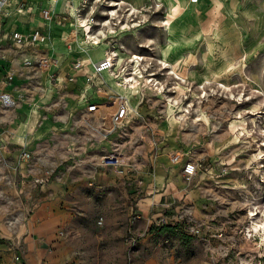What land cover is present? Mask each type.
<instances>
[{"label": "rangeland", "instance_id": "1", "mask_svg": "<svg viewBox=\"0 0 264 264\" xmlns=\"http://www.w3.org/2000/svg\"><path fill=\"white\" fill-rule=\"evenodd\" d=\"M115 1H123L115 18L101 25ZM91 3L99 43L79 41L94 58L73 45L66 60L96 62L101 44L119 70L142 58L128 94L138 110L114 128L118 99L104 104L95 87L88 100L100 104L86 113L73 88L55 86L5 46L9 65L22 66L9 87L16 105L0 110V264L16 253L30 264H264V0ZM32 108L39 122L21 146ZM113 151L124 164L98 166ZM188 161L199 164L190 180L178 170ZM144 169L153 177L141 185L171 191L156 193L155 210L139 201L132 178Z\"/></svg>", "mask_w": 264, "mask_h": 264}, {"label": "crops", "instance_id": "2", "mask_svg": "<svg viewBox=\"0 0 264 264\" xmlns=\"http://www.w3.org/2000/svg\"><path fill=\"white\" fill-rule=\"evenodd\" d=\"M199 1L200 0H196V1L189 0L190 3H197ZM25 2L27 4L26 9L21 13L16 11L15 8H9L8 11L10 13L7 16L0 14V93L6 91L9 92L15 98L14 94L10 92L9 87L10 85H12L11 82L14 81L15 74L17 72L16 69H19L22 66V64L25 63V65L27 64L28 68L30 67L38 68V70H40L42 73L46 75V78L49 79V82L53 81L55 86L66 84L69 85L70 88H73L75 90V93H73L75 102H77V104H79L81 107L83 106L85 108L86 113H91V115H94V112H88V106L90 104H96V105L100 104L96 101L89 102L88 100V98L94 97V92H95L94 88L98 86H100V88H102V90L104 91V100H103L104 104L112 105L115 99H117L116 96L122 95L128 100L130 106L129 109L131 112L129 113V115L133 114L134 110L135 111L138 110L136 106L132 105L131 98L129 96L130 94L133 93V92L131 93L132 90L127 91L129 95L124 94L118 91L122 89L116 87V85L112 82L113 78L111 77V74L109 72L102 71L101 73H97V72L95 73L94 63L96 62L92 61L94 58L92 55L93 49H88L89 51H85L86 52L85 55H87V53L91 54L92 60H90L91 63L89 65H86L87 62L86 59L84 60L81 57H75L74 59H72V61L66 60L69 53L74 52V48L72 47L73 45H77L79 48H81L80 50H82V52H84L83 50H86L87 47H89V45L85 46L86 49H84V47L79 42V39H81L83 35L81 30H79L78 33L74 34L73 39H71L70 31L74 26L73 23L71 22L72 21L71 19H74V12L72 10V5L70 1L59 0L56 6L55 15L49 25V28H47V25L42 19L40 13L42 8L48 6L47 0H25ZM74 3L76 5L77 1H75ZM14 29H19L26 32H30L34 30H40L45 32L48 31L49 29L50 39L40 44L18 45L6 40L5 38H2L3 34H5L8 31H12ZM58 42L62 43L64 46L63 45L60 46ZM7 45L13 47V49H15L19 54L21 53L23 59H25L23 60L24 62L22 61V64L19 65L17 64L15 66V69L9 65L8 58L4 53L5 50L4 48ZM101 45L104 46L103 48L105 50L106 45L105 44H101ZM61 49H64L65 51H61ZM103 57L104 55L101 58L100 57L99 58L102 59ZM41 59H47L48 60L47 64L39 66L38 61ZM51 59L56 60V63L54 64L50 62ZM100 59H98L97 61H99ZM78 60L81 61V66L76 68L74 64ZM28 61L29 63H27ZM8 72L12 73L13 75L12 80L10 81H6L4 79L5 74ZM88 75H93V79L91 83L86 82V78ZM46 91H43L44 95H46ZM3 109L5 108L0 103V110L2 111ZM38 114L39 112L35 108H32L29 111L28 114L29 117H27L26 121L21 122L18 132V137H19L18 139L20 140L19 144L21 146H26L28 140L30 139L29 134L31 133L32 127L37 126L39 122ZM97 120L102 121L101 118L99 119L96 118L95 121ZM24 130L27 131V134L23 133ZM6 138H7L6 133L0 132V158L2 159H4L6 149L4 145L1 143V140L5 141ZM159 158L158 160H160ZM161 161L163 162V164H165L167 160L163 158L161 159ZM98 166H101L99 164V161H98ZM153 167L155 168V170L156 168L157 169L159 168V166L157 167L156 163H154ZM182 169H183V164L181 163L178 164V170L181 172V174H183ZM169 175L170 172H168V170L166 171L164 170L163 179L164 180L169 179ZM147 176L153 177V174L149 172V170L147 171L146 169H144V172H140V170L137 171L136 175L133 176L132 178L134 181L138 182L136 188L138 187L139 189H141L142 195L139 198V201L142 200L143 203L149 207V210H155L158 207V203H159V201H155L156 193L157 192L160 193V191H162L160 194L162 198V196H167L165 195L167 194V192L169 194L171 191L159 190L158 187L156 188V186H158L156 184L145 188L144 185L141 184H143L144 179ZM173 196L175 195L173 194ZM133 200L136 201V198H134ZM150 201L151 203H148ZM165 202H167V197L164 200V203ZM138 203L139 202L137 199L135 205H138ZM29 244H31V242ZM22 264H30V261H26V259L22 256Z\"/></svg>", "mask_w": 264, "mask_h": 264}, {"label": "built area", "instance_id": "3", "mask_svg": "<svg viewBox=\"0 0 264 264\" xmlns=\"http://www.w3.org/2000/svg\"><path fill=\"white\" fill-rule=\"evenodd\" d=\"M70 1L72 5V10L74 12V19L76 24L71 29V34L78 33L79 30L82 31L83 35H87L88 33L91 34L94 30L93 28L97 26L98 22L95 17V11L93 10H86V8H91V2L93 0H66ZM75 1H77L75 5ZM196 1V0H194ZM59 0H47L48 6L41 9V17L44 20L45 24L47 25V28H49V25L55 15L56 12V6ZM115 3H118L115 1ZM108 7L102 12V16H105L102 20L103 26H105V21H108L109 19H114L115 14L117 12V9L113 8L116 5L111 4L110 2L107 3ZM26 2L25 0H0V14L8 15L10 12L8 11L9 8H15L16 11L22 12L26 9ZM118 5V4H117ZM85 11V12H84ZM78 19H83L84 24H79ZM2 38H5L6 40L18 44V45H27V44H40L44 43L47 40L50 39L49 35V29L48 31H40V30H34L30 32L22 31L19 29H14L12 31H8L5 34L2 35ZM47 59H41L38 61V65H46ZM130 62L133 61V58L129 60ZM50 62L56 63V60L51 59ZM116 53L112 50H107L105 53V56L94 63V71L95 73H101L102 71L109 72L115 80H117L119 83L123 85H127L128 87H134L139 84L137 81L138 73L135 72L134 65L136 64L135 61H133L131 68L125 72L126 66H123L122 68L117 69L116 67ZM29 63V61L27 62ZM74 66L77 68L81 66V61H76ZM139 67V66H137ZM140 69V68H139ZM138 69V70H139ZM122 72H124L122 74ZM141 74V71L139 72ZM142 75V74H141ZM12 73L8 72L5 74L4 79L6 81L12 80ZM134 78V79H133ZM93 79V75H88L86 78L87 83H91ZM135 80V81H134ZM147 82H150V79H147ZM116 98L119 100V104L115 110L114 113V128H120L125 118L129 115L130 109H129V103L128 100L123 97L122 95L116 96ZM0 103L5 109H11L16 105V99L9 93V92H2L0 93ZM98 108V105L96 104H90L88 106V112H95ZM100 131L102 132L103 129L100 128ZM102 133H104V138H107V135L109 132H106L104 130ZM23 158L28 157V153L22 154ZM124 161H126L125 157L122 156L121 153H118L117 151H113L111 153L104 154L99 159V164L101 166L107 167V168H113V169H119L124 164ZM199 164L193 161H188L184 163L183 165V174L184 177L188 180H190L196 173V170L198 168ZM139 218V216H138ZM129 241H132L133 243L135 241V238L133 236L128 237ZM11 264H22V256L20 254H14Z\"/></svg>", "mask_w": 264, "mask_h": 264}, {"label": "bare ground", "instance_id": "4", "mask_svg": "<svg viewBox=\"0 0 264 264\" xmlns=\"http://www.w3.org/2000/svg\"><path fill=\"white\" fill-rule=\"evenodd\" d=\"M121 3H123V1H121V2H118V3H115V2H113V5H117V4H121ZM65 6V5H64ZM62 8H63V6H62ZM124 21V20H123ZM78 23L79 24H84V20L83 19H78ZM124 23V22H123ZM126 24V23H125ZM123 25V24H122ZM123 28V27H122ZM129 28V27H128ZM124 30H126V29H124ZM80 38V37H79ZM85 38H87V39H92L93 41H92V44H94L95 46H98V43H99V40H98V38L96 37V36H92V35H87V37L86 36H84V39ZM82 41V40H81ZM80 42V41H79ZM85 49H86V47H85ZM89 48L87 47V49H86V51H89L88 50ZM105 53H106V51L104 50V48H103V45H100V47H99V50L97 49V52L95 53V56H96V59L98 60V59H100L103 55H105ZM100 57V58H99ZM139 56H137V55H134L133 56V61H135L136 63H138L139 62ZM140 59H142V58H140ZM97 60H96V62H97ZM138 71V70H137ZM106 73V72H105ZM112 78H113V76H112ZM134 79V78H133ZM147 80V79H146ZM112 81V80H111ZM135 81V80H134ZM116 86H118L119 87V89H122V90H118V91H120V92H122V93H127V91L128 90H132L131 92H133L132 94H134L135 92H137V87L136 86H134V87H128L127 85H123V84H121V83H119L117 80H115L114 78H113V81H112ZM113 84V85H114ZM116 88V87H115ZM117 91V90H116ZM128 94V93H127ZM184 110H186V109H184ZM244 120V119H243ZM243 122V121H242ZM240 125V124H239ZM250 214H251V216H253L255 213L254 212H250ZM255 231H257L258 229L260 230V225L258 224V223H256V222H254L253 221V227H252Z\"/></svg>", "mask_w": 264, "mask_h": 264}]
</instances>
